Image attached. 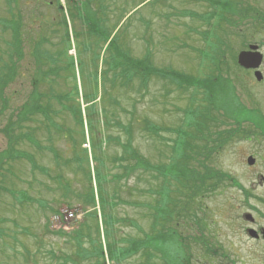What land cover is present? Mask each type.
I'll use <instances>...</instances> for the list:
<instances>
[{"label": "rangeland", "instance_id": "rangeland-1", "mask_svg": "<svg viewBox=\"0 0 264 264\" xmlns=\"http://www.w3.org/2000/svg\"><path fill=\"white\" fill-rule=\"evenodd\" d=\"M49 2H53L52 6ZM238 3L250 12H244L247 19L232 18L236 21L232 27L216 20H205V16L217 10L200 0H80L78 11L80 17L86 15L96 18L99 30L105 29L110 36L115 33L116 46L124 53L122 56L138 60L148 53L155 69L165 68L201 79L211 73L213 62L217 64L219 73L214 71V74H220L234 88L238 104L232 108H235V116L238 114L243 118L238 126L243 132L238 136H243L244 139L235 138L237 127L224 117L227 97L220 99L223 106L218 107L220 110L215 115V101L213 100L212 105L205 104L207 102L202 101V94L192 86L181 92L167 81L150 78L146 87L135 83L128 88L118 89L110 86V73H107L105 79L99 75L101 83L104 81L96 86L93 83L90 61L101 60L103 47L97 45L98 41L89 39V31L83 29L78 20L70 25V28H74L75 35H78L75 42L70 44L75 53L69 52L74 55L70 57L66 53L68 44L63 39L65 32L61 27L63 14L57 12L55 0H18L17 7L12 11L10 6L6 7L4 1L0 0V20L4 22L0 25V60L5 63H8L6 54L10 52L7 46L10 41V20L19 14L22 24L18 32L21 42L13 61L16 60V63L10 72L12 79L3 89L6 110L3 113L0 111V153L8 148L7 138L2 130L9 118H21L24 105L31 94L33 80H39L35 86L36 93L48 91L49 80L44 74L50 64L45 60H49L47 56L55 57L57 52L62 55L60 60H78L79 70L75 69V78L79 95L73 96L75 94L71 92V80H67L71 73L63 72L53 83L54 96L71 92L69 100L65 101L71 102L68 108L75 107L76 103L72 101H76L86 116L91 112L86 97L90 98L93 94L96 96L97 93L101 101L96 106L93 119L97 121L98 128L102 130L101 122L104 119L101 115L107 116L108 113L112 126L117 124L120 128H112L108 131L109 134L124 141L121 127L131 126L133 147L152 166L165 163L171 155L170 145L176 135L163 131L183 128L182 124L186 123L190 110L209 109L208 115L217 116L220 123H209L208 129L215 131V126L220 131L230 129L222 131V144L209 161L215 173L208 178L205 189L199 190L193 200H183L185 197H180L174 184L171 185L172 198L166 203L169 206L166 207L167 210L174 205L172 199L174 202L179 199L177 207L187 203L189 210L188 214L184 213L180 218L173 215L175 222H168L166 228L172 229V235H176L173 243L178 250L179 245H182V238L187 254L190 255V264H264V241L252 240L247 236L246 230L251 224L243 219L245 214H250L254 218L255 228H264V132L261 135L258 131L264 130V23L261 19L260 22L251 20L252 11L249 8L260 11L264 20V0H238ZM61 4L64 10L63 0ZM245 45L259 46L263 56L259 68L263 77L261 82L254 79L252 72L243 71L233 63L236 54ZM105 67L102 60L99 61L98 70L102 72ZM65 102L57 100L50 106L53 122L62 129L61 133L54 129L48 130L52 136L51 142L46 136L47 123L42 115H29L31 122L24 124L30 123L32 134L41 147L50 146L68 160L71 158L72 147L69 139L64 137L65 130L78 132V127L64 107ZM115 102H119V105H115ZM1 108L0 104V110ZM253 109L263 117L248 112ZM248 113L254 116L252 120L257 123V128L252 129L245 120ZM149 124L153 130L162 131L158 135L160 138L152 133H145L143 127ZM203 126L207 127L206 124ZM188 130L194 132L193 128ZM74 137L78 138V135ZM15 148L20 156L28 155L37 165L47 169L50 176L63 172L71 188L65 197L57 190L60 184L49 176L33 171L23 156L5 161L0 166V264H90L82 260L79 253H75L77 247L72 240L73 233L69 234V238L49 233L57 230L51 221V209L84 210L80 203L84 186L82 174L75 173L73 168L59 170L52 161L51 153L39 150L28 142H21ZM104 149L106 151L103 150V154H100L104 162V187L109 196L116 192V206L113 205L110 212L117 220L114 238L118 247L123 248L126 239L141 237V230L151 231L155 209L159 206L160 197L157 192L162 182L153 176V172L137 171L128 179L117 183L113 176L122 173L119 165L123 162H112L121 157V154L115 143ZM249 156L254 158L252 166L246 163ZM89 164L91 169L96 167L95 163ZM217 171L220 174H216ZM6 191H11L14 196ZM89 211L85 210L86 215ZM87 222L93 224L92 219ZM200 236L207 248L201 249ZM82 242L84 246H89L87 240ZM142 260L140 256H134L124 260L122 264H141ZM153 263L164 264L165 261L157 256Z\"/></svg>", "mask_w": 264, "mask_h": 264}, {"label": "trees", "instance_id": "trees-1", "mask_svg": "<svg viewBox=\"0 0 264 264\" xmlns=\"http://www.w3.org/2000/svg\"><path fill=\"white\" fill-rule=\"evenodd\" d=\"M6 7L10 6V11L17 7L18 0H3ZM201 2H205L207 5L216 9L217 11L214 13L211 12L205 20L208 22L211 20H216L217 22H223L224 24L231 26L234 25L235 20L232 18L247 19V16L244 15V12H250L249 9L244 10V7L241 3H238V0H200ZM69 2V0H66ZM14 5V6H12ZM238 5L240 6L238 8ZM76 7V6H75ZM237 7V9L235 8ZM77 8V7H76ZM251 20L260 22V19L263 21V17L260 11L256 9H252ZM58 9L60 10V6L58 5ZM220 14H217V12ZM12 13V12H11ZM235 14H239L236 16ZM249 18V16H248ZM95 22V24H93ZM4 22L0 20V25ZM10 29L9 32L11 34V42L8 44L10 48V52L7 54L8 63H5L3 60H0V104L2 105L1 113L6 110V100L3 97V89L6 87L7 82L12 79L10 72L13 71L12 67L16 63L14 61V55L18 53L20 40L18 39V32L21 28V17L19 14L13 16V19L10 20ZM65 30V35L63 37L64 41L67 42V51L70 50V42L69 37L66 32L65 23L61 25ZM5 29V28H3ZM2 29V30H3ZM7 29V28H6ZM89 39L98 41L97 45L103 46L108 39L110 38V34L104 29L103 31L97 30V24L94 20L90 23L89 27ZM78 35H75V39H77ZM90 39V40H92ZM218 45V43L216 44ZM245 47V46H244ZM243 47V48H244ZM222 51V50H221ZM105 56L102 60V64L105 67V70L101 72V77L103 79L107 77V73L111 74V78L108 80L110 82V86L114 87H125L128 88L135 83L138 86L146 87L147 81L150 78L158 79L161 81H168L169 83H173L177 86L178 91L184 92L187 91L190 86L195 87V90H198L199 93L202 94V101H206L207 105H212L213 100L215 101L216 106H212L214 109L215 115L219 112L218 107L223 106L220 103V99H227L226 107L224 108V117L227 120L232 121V124L237 127L235 130L236 133H240V122L243 120L238 114L235 116V108L238 104L237 97L233 93V86L228 83L226 80H223L220 74L215 75L214 71L219 73L218 65L213 62V70L209 75L204 78H198L193 76H187L183 74H178L177 72L162 68L155 69L152 65L150 56L148 53H145L142 59L133 60L126 56H122L124 54L117 46L116 40L113 37L110 41L107 49L105 51ZM63 55L65 53L63 52ZM35 57V54H34ZM62 57L60 52L56 53L55 57H48L49 60H45L50 64L47 72L44 76H47L49 80V88L48 91L39 94L35 91V86L39 83L38 79L33 80V86L31 90V94L29 95L26 104L22 110L21 118L17 117L16 119H8L6 126L3 128V132L6 135L8 141V148L6 151L0 153V166L5 161H12L17 158H23L28 161L31 166V169L36 172H40L44 176H49L55 183L60 184V187L57 189L61 191L63 195L66 197V192L70 190L71 184L68 180H65L63 176V172H58L54 176H50V173L47 169L40 167L35 163V161L28 157V155H21L17 152L15 148L17 145L21 144V142H28L29 144L35 145L39 147L38 141L33 136V128L29 125L30 123L24 124V122H31L29 115L38 113L43 116L46 121L45 131L47 133L48 141L51 142L52 136L49 133V129H54L57 133H61L62 129L53 122L50 116V106L52 102H56L57 100H63L64 102L69 100V93L73 92V96H78V87L77 81L75 78V66L74 60H60ZM59 58V60H57ZM215 60V59H212ZM78 69L79 63L76 61ZM98 60H91L90 65L92 66L91 73L93 77V83L97 86L103 84L98 78ZM233 63L236 65V60L234 58ZM237 66V65H236ZM68 72L71 73V77L68 76L67 80H71V92H66L60 95H55V90L53 88V83L55 80L61 76V73ZM14 76V75H13ZM64 78V77H63ZM45 79V77H44ZM65 79V78H64ZM194 90V91H195ZM42 93V92H41ZM53 95V96H52ZM98 95L96 93L93 94L88 99L89 107L91 108L90 113H87L84 116L83 111L80 110V105L75 102V107L68 108V104L71 102H65L64 107L69 111L71 116L75 119V124L78 127V132H74L72 130H65V136L69 139V143L72 147L71 158L66 160L62 158L60 154L54 151L51 147L41 148L48 153L52 154V161L55 163L59 170L73 168L75 173H81L83 176L84 186L83 192H81V206L83 209L90 210L86 217H84V223L79 227V229L73 233L72 240L76 245L75 253L80 254V258L84 261L91 262L92 259H95V263L93 264H104L102 259V251L99 245V226H98V212L96 207L99 209L100 220L103 226L104 235L107 237V252L109 260L113 264H122L124 260H127L134 256H140L143 260L141 264H154L153 260L160 256L165 263L164 264H190V255L187 254L186 246L184 245L182 238V245H179V250L175 247L173 243V238L176 235H172V229L166 228L168 222L174 223L175 218L173 215H177L178 218L183 217V214H188V204L182 202V206L177 207L176 204H179L178 201L174 202L172 199V209H168V205H166L167 201L172 198L171 197V185L174 184L176 187V192L178 195L184 196L183 200H193L194 196L198 195L199 190L205 189L208 183V178H210L215 172L213 171L209 161L213 154L218 150L222 142L221 136L222 131L217 130V126H215V131L212 129H208V125L210 123H220L219 119L215 115H208V110L199 111L198 109L190 110L188 115L186 116V123L182 124L183 128L179 129H165L163 132L169 134H175L176 139L172 140V144L170 145L171 155L168 157V160L165 163H160L158 165L152 166L148 160L142 156L132 145L133 139V129L131 126L121 127L122 135L124 137V141H120L118 138L109 134L108 131H111L112 128L118 127L117 124L113 127L109 122L110 116L101 115L104 120H102V130L98 128L97 121H94L93 115H95V109L97 104L95 103ZM99 100L101 101L100 97ZM41 101H44L41 102ZM99 104V103H98ZM115 105H119V102H115ZM214 105V104H213ZM244 110L246 108L243 106ZM88 110V112H89ZM243 110V111H244ZM100 113L103 114V110L100 109ZM252 113V112H250ZM248 113V117L245 120H252L251 114ZM187 114V113H186ZM185 114V115H186ZM87 117V120L86 118ZM225 118H223L225 120ZM111 119V118H110ZM197 119V121H196ZM223 121V120H222ZM221 121V122H222ZM84 122H86L87 134H88V142L90 146V158L93 163L96 164V167L93 168V174L96 185V194L95 189L92 186V175L90 169V161L89 154L86 149L82 148V145L85 144V133H84ZM224 122V121H223ZM203 124H206L207 127L204 128ZM189 128H193L194 132H189ZM120 129V128H119ZM145 129V133L149 135L152 133L155 136H158L162 131L160 129H155L151 127V125H146L143 127ZM204 130H206L204 132ZM142 131V130H141ZM245 131V130H244ZM74 135H78V138L74 137ZM240 135V134H239ZM238 135H236L237 137ZM160 138V136H158ZM122 140V138H121ZM116 144V147L119 149V154L121 157H117L114 159L112 163H122L119 165L122 173L120 175L113 176L114 181L117 183L123 179H128L131 175H133L137 171H142L145 173L153 172L154 177L158 180H161V192L160 199L158 201L159 206L156 208L153 219L154 223L151 228V231L145 232L141 230V237L128 238L124 241L126 244L125 247H118V242L115 240V225L117 224V220L110 212V208L116 206V203H112V199L116 198V193L113 196H109L106 194V189L104 187V183L106 179L102 173L103 168V160H101L100 154H103L104 148L107 149L112 145ZM70 165V166H69ZM67 166H69L67 168ZM76 166V167H74ZM66 167V168H65ZM63 168V169H61ZM71 171V170H70ZM216 174H220L218 171ZM82 183V182H81ZM170 186V189H169ZM11 196H14L11 191H6ZM117 199V198H116ZM182 200V201H183ZM167 207V208H166ZM152 209L154 207H151ZM51 214H58V210L51 209ZM168 211V212H167ZM194 215V214H193ZM88 219L93 220V224H90ZM167 223V224H166ZM93 225V231H91V226ZM157 225V228L155 226ZM174 229V228H173ZM58 236H63L69 238V235L61 231L55 232ZM95 236V237H94ZM200 246L201 249L207 248L205 247V241L200 236ZM83 240H87L89 246L86 247L83 244Z\"/></svg>", "mask_w": 264, "mask_h": 264}, {"label": "water", "instance_id": "water-1", "mask_svg": "<svg viewBox=\"0 0 264 264\" xmlns=\"http://www.w3.org/2000/svg\"><path fill=\"white\" fill-rule=\"evenodd\" d=\"M256 50V46H250L249 51L241 52L237 58L238 65L246 70L258 69L261 64L262 56ZM254 76L257 81L262 79V76L259 72H255ZM248 164H253V160L251 158L248 159Z\"/></svg>", "mask_w": 264, "mask_h": 264}]
</instances>
